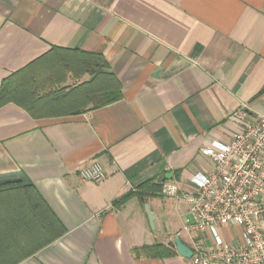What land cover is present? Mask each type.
<instances>
[{
    "label": "crops",
    "instance_id": "1",
    "mask_svg": "<svg viewBox=\"0 0 264 264\" xmlns=\"http://www.w3.org/2000/svg\"><path fill=\"white\" fill-rule=\"evenodd\" d=\"M62 48L102 54L121 97L91 108L74 93L58 105L46 96L38 117L0 106V187L22 185L0 190V230L17 247L41 245L2 254L3 263L193 264L178 252H141L174 242L188 206L171 216L160 197L130 193L166 179L193 191L191 176L213 169L201 148L231 136L238 110L264 114V0H0V85L23 69L43 92L89 79L64 65ZM74 108L82 110L56 113ZM92 162L103 181L80 178ZM54 229L63 232L48 243Z\"/></svg>",
    "mask_w": 264,
    "mask_h": 264
},
{
    "label": "built area",
    "instance_id": "2",
    "mask_svg": "<svg viewBox=\"0 0 264 264\" xmlns=\"http://www.w3.org/2000/svg\"><path fill=\"white\" fill-rule=\"evenodd\" d=\"M231 122L227 140L201 148L213 169L191 176L193 191L170 179L160 186V194L188 204L189 216L175 238L192 250L193 264H264V114L249 119L241 109ZM79 176L100 182L107 175L92 162Z\"/></svg>",
    "mask_w": 264,
    "mask_h": 264
},
{
    "label": "trees",
    "instance_id": "3",
    "mask_svg": "<svg viewBox=\"0 0 264 264\" xmlns=\"http://www.w3.org/2000/svg\"><path fill=\"white\" fill-rule=\"evenodd\" d=\"M63 49V48H62ZM51 52L55 57L59 58L61 48H53ZM66 54V57L62 59L64 65L67 68H72L73 66L78 67L73 70L75 76L80 77L83 73L89 74V79L86 81L80 82L79 84L73 86L72 88L65 87H56L53 91L43 92V87L39 85L37 74L28 69H23L17 71L3 80L0 85V106L8 103L14 102L18 105L24 107L31 115L38 117L43 115V99L46 96H49L51 101L58 103L61 100H65L71 93L73 94L74 102H78L79 107H82L83 103H88L91 108H98L114 102L121 97V83L116 77L114 72L111 70L110 64L100 53L88 52V51H79V50H66L63 49ZM56 52V53H55ZM73 54V55H71ZM67 88V89H66ZM76 100V101H75ZM75 107V106H74ZM82 108L79 109H68L63 111H57L56 113L64 114H74L79 113ZM22 185L17 182H12L8 187L1 188L4 190L7 188H17ZM27 189H31L33 193L30 195V202L32 208L39 210L43 207V199L39 197L37 190L32 184L25 185ZM161 183H155L153 181H147L140 186L135 192H131L130 195H138L142 199H146L148 196H155V191L160 189ZM129 196L123 198L127 199ZM63 230L57 229L48 237V243L60 235ZM9 233L14 234L13 232L0 230V264H4L2 254L8 256L16 254V251L23 253L21 256L25 257L37 249L40 246H28L20 245L19 247L15 246L9 239ZM2 241V242H1ZM2 243V244H1ZM43 243V241L41 242ZM141 252L148 256H166L173 255L177 253L176 246L173 241L168 244L155 243L153 245H144L141 248ZM5 256V257H8ZM7 264V263H6Z\"/></svg>",
    "mask_w": 264,
    "mask_h": 264
},
{
    "label": "rangeland",
    "instance_id": "4",
    "mask_svg": "<svg viewBox=\"0 0 264 264\" xmlns=\"http://www.w3.org/2000/svg\"><path fill=\"white\" fill-rule=\"evenodd\" d=\"M155 196L160 197L159 202L162 207L172 215H176L177 210L179 209L182 212H185L187 209L186 202L182 200H177L175 198L166 197L160 194V189L155 191Z\"/></svg>",
    "mask_w": 264,
    "mask_h": 264
},
{
    "label": "water",
    "instance_id": "5",
    "mask_svg": "<svg viewBox=\"0 0 264 264\" xmlns=\"http://www.w3.org/2000/svg\"><path fill=\"white\" fill-rule=\"evenodd\" d=\"M144 207H145V211L147 213L148 219H149L150 226L154 230L155 229V217L156 216H155V214L151 213L148 203H145ZM174 243L176 246V250L179 254H181L182 256H184L186 258H191L192 250L186 244H184L181 241V239L175 238Z\"/></svg>",
    "mask_w": 264,
    "mask_h": 264
}]
</instances>
